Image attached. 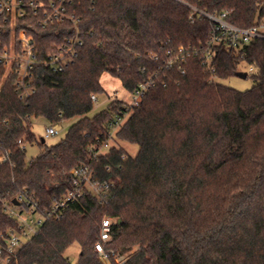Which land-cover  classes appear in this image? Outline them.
I'll use <instances>...</instances> for the list:
<instances>
[{
	"label": "trees",
	"instance_id": "16d2710c",
	"mask_svg": "<svg viewBox=\"0 0 264 264\" xmlns=\"http://www.w3.org/2000/svg\"><path fill=\"white\" fill-rule=\"evenodd\" d=\"M68 2L82 45L62 72L44 63L74 35L73 23L42 26L41 12L15 23L0 17V44L10 46L12 35L26 30L39 62L26 97L17 74L0 64V260L4 236L19 225L3 202L14 205L28 192L45 220L9 264H72L65 254L76 243V264H104L95 244L105 218L113 220L107 250L117 256L137 247L124 264H264V40L238 51L219 47L207 65L201 53L214 24L194 10L227 13L228 22L248 28L264 18V0ZM181 47L199 53L169 66ZM243 65L253 68L252 88L218 82ZM105 75L131 94L140 84L151 87L136 105L116 98L90 117L91 96L106 92ZM119 116L126 120L112 147L95 154ZM35 118L76 121L47 145L33 132ZM37 141L41 151L28 162L26 145ZM120 142L138 145L137 154ZM82 166L102 200L86 192L56 219L50 211Z\"/></svg>",
	"mask_w": 264,
	"mask_h": 264
},
{
	"label": "built area",
	"instance_id": "2783aa9c",
	"mask_svg": "<svg viewBox=\"0 0 264 264\" xmlns=\"http://www.w3.org/2000/svg\"><path fill=\"white\" fill-rule=\"evenodd\" d=\"M68 3H70L68 0H49L46 3L41 0H0V17L5 21L9 20L15 23L17 19L41 12L42 16L39 23L42 26L66 21L73 23L75 26L74 35L67 39L66 43L59 47L56 53L50 54L44 63L55 72H62L77 55V46L82 45L77 28L79 18L68 10ZM194 10L199 16L207 18L214 24L209 40L201 53L202 59L207 65H211L216 55V49L219 47L227 51H238L255 40H264V18L248 28H241L227 21V13L212 14ZM191 53L197 54L199 52L196 48H179L169 60L168 65L172 66L185 60ZM38 63L33 36L28 34L26 30H20L13 34L10 46H2L0 44V64H3L7 71L13 70L17 74V91L21 97L29 96L34 91L31 86V80L34 68ZM181 71L184 73V70ZM252 71L253 68L249 67V72ZM150 87L151 82L140 84L134 92L136 97L128 105H136ZM91 98L94 102L97 101L95 95H92ZM125 120L126 116H119L115 119L108 131V139L92 148L95 154H104L112 147L115 141L113 137ZM61 129L59 124L48 126L45 139L58 134ZM5 159L4 156L0 157V161ZM72 175L73 188L50 211V215L56 219L60 218L66 206L76 202L86 192H91L102 200L100 187L93 180V173L89 167L76 168L72 171ZM15 201L14 205L9 202H3L5 211L10 217L17 219L19 225L16 229H10L4 236L6 240V257L0 260V264H9L17 256L19 249L24 243L37 233L45 220L44 214L39 210V203L33 194L24 192ZM112 224L113 220L110 218H105L102 221L99 240L95 244V251L99 254L100 260L104 264H111L112 257H115L117 264H121L125 262L124 258L121 255L116 256L114 251L105 248V244L111 238ZM2 253L3 250L0 249V254Z\"/></svg>",
	"mask_w": 264,
	"mask_h": 264
},
{
	"label": "rangeland",
	"instance_id": "374dc122",
	"mask_svg": "<svg viewBox=\"0 0 264 264\" xmlns=\"http://www.w3.org/2000/svg\"><path fill=\"white\" fill-rule=\"evenodd\" d=\"M248 73H250L249 68L243 65L237 75L230 76L226 79H218V82L225 86H230L237 90L245 91L252 88V86L254 85V80L250 76L243 77V74ZM103 84L106 89V92L97 96V101L94 102V109L89 114L90 117L107 109L110 102L116 98L125 100L127 103H131L136 97L134 93H128L118 80L111 78L109 75H105L103 77ZM75 121L76 119L60 122L59 125L62 128L61 131L58 134L48 139H45L46 144L54 145L59 143L66 136L69 128L75 123ZM48 126H50V124L42 118H35L33 120V132L36 134L39 140L41 138H45L46 128ZM119 145L121 147H124V149H126V151L131 155H136L139 150L138 145H131L125 142H120ZM26 148L28 162H30L41 151V146L39 145L38 141L32 144H27ZM34 218L36 219V217ZM136 249L137 247H134L131 252H126L121 256L124 258V260H126L127 257ZM80 253L81 247L79 244L76 243L66 251L65 255L72 264H76L78 262ZM121 264H124V262Z\"/></svg>",
	"mask_w": 264,
	"mask_h": 264
},
{
	"label": "water",
	"instance_id": "95a60500",
	"mask_svg": "<svg viewBox=\"0 0 264 264\" xmlns=\"http://www.w3.org/2000/svg\"><path fill=\"white\" fill-rule=\"evenodd\" d=\"M243 77H247V74H243ZM43 142H45V140H43Z\"/></svg>",
	"mask_w": 264,
	"mask_h": 264
}]
</instances>
